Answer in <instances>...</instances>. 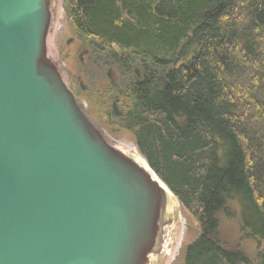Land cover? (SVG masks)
Here are the masks:
<instances>
[{"label": "trees", "instance_id": "trees-1", "mask_svg": "<svg viewBox=\"0 0 264 264\" xmlns=\"http://www.w3.org/2000/svg\"><path fill=\"white\" fill-rule=\"evenodd\" d=\"M68 3L87 76L125 73L121 125L196 228L182 264H249L221 242L218 215L236 203L264 242V0Z\"/></svg>", "mask_w": 264, "mask_h": 264}, {"label": "water", "instance_id": "water-1", "mask_svg": "<svg viewBox=\"0 0 264 264\" xmlns=\"http://www.w3.org/2000/svg\"><path fill=\"white\" fill-rule=\"evenodd\" d=\"M44 27L36 2L0 0V264L129 263L138 232L117 246L101 207L120 206L123 175L147 172L115 161L39 71Z\"/></svg>", "mask_w": 264, "mask_h": 264}, {"label": "rangeland", "instance_id": "rangeland-1", "mask_svg": "<svg viewBox=\"0 0 264 264\" xmlns=\"http://www.w3.org/2000/svg\"><path fill=\"white\" fill-rule=\"evenodd\" d=\"M31 1L40 5L45 24L37 60L39 71L48 74L66 92L77 116L91 130L95 139L101 140L107 147L115 161L126 158L133 162L129 145H135L134 132L121 125V116L114 117L111 114L114 101H117L116 108L123 113L119 99L124 96L127 82L125 73L123 75L115 68H110L111 76L106 75L101 79L100 76L92 75L94 79L90 80L85 71L89 46L79 37L71 22L68 0ZM84 48L86 51L82 53ZM115 49L120 51L118 47ZM138 62L134 71L141 77L140 59ZM226 81L233 91L234 82L230 84L229 80ZM122 180L128 181L129 185L124 186L121 194L117 193V201L125 207H116L110 202H103L104 206L101 207L105 226L115 230L120 228L121 235L117 236L115 242L117 246L123 234L128 235L129 232L130 236L137 231L140 250L134 254V259L139 264H182L184 249L194 237L196 228L187 220L179 201L173 214L165 215L166 196L150 175L133 170V173L123 175ZM109 206L115 207L112 218ZM231 207L233 217L224 213L218 215L220 240L226 248L244 253L249 264H259V253L264 248V242L259 243L241 230L238 207L236 203ZM147 249L150 250V258L146 256Z\"/></svg>", "mask_w": 264, "mask_h": 264}, {"label": "bare ground", "instance_id": "bare-ground-1", "mask_svg": "<svg viewBox=\"0 0 264 264\" xmlns=\"http://www.w3.org/2000/svg\"><path fill=\"white\" fill-rule=\"evenodd\" d=\"M129 150L132 152V156L134 157L135 164L143 171L150 174V178L158 184L161 190H163L165 196H166V214L165 215H171L175 211V207L178 204L176 197L174 196L173 192L167 187V185L161 180V178L151 170L149 167V164L147 163L146 159L140 154L138 149L135 147V145H129ZM130 253L133 251L138 252L140 250L138 244L135 241V238L131 242L130 245ZM123 255V254H122ZM146 256L148 258L151 257L150 250L147 249ZM125 264H139V261H136L134 259V255L130 258L129 263L126 261Z\"/></svg>", "mask_w": 264, "mask_h": 264}, {"label": "flooded vegetation", "instance_id": "flooded-vegetation-1", "mask_svg": "<svg viewBox=\"0 0 264 264\" xmlns=\"http://www.w3.org/2000/svg\"><path fill=\"white\" fill-rule=\"evenodd\" d=\"M82 51L85 52L86 49L84 48ZM86 53H87V52H86ZM162 69H163V68H161V70H162ZM108 70H109V69H108ZM161 70H160V73H161ZM161 74H162V73H161ZM163 74H164V70H163ZM107 75H108V73H107ZM114 75H115V74H114ZM108 76H109V75H108ZM113 81H114V80H112L111 83L115 85V81H114V82H113ZM119 101H120V99H119ZM116 102H117V101H114V103H113V104H114L113 107L115 108L116 112H118L120 115H119V116H114V115H112V116H114V117H120L122 113L116 108ZM111 114H112V113H111Z\"/></svg>", "mask_w": 264, "mask_h": 264}]
</instances>
